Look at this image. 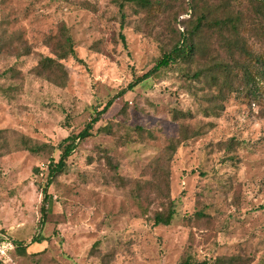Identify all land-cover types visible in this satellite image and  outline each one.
I'll return each mask as SVG.
<instances>
[{
	"label": "rangeland",
	"instance_id": "obj_1",
	"mask_svg": "<svg viewBox=\"0 0 264 264\" xmlns=\"http://www.w3.org/2000/svg\"><path fill=\"white\" fill-rule=\"evenodd\" d=\"M148 1L0 0V232L19 247L0 264H264V81L252 101L242 71L224 78L213 66L223 46L205 28L190 59L128 90L175 43L187 7ZM249 1L195 2L250 17ZM62 25L75 57L59 62L58 86L37 66L54 59ZM244 38L264 52L263 34ZM113 98L53 178L40 226L55 147ZM172 208L169 226L152 225Z\"/></svg>",
	"mask_w": 264,
	"mask_h": 264
},
{
	"label": "trees",
	"instance_id": "obj_2",
	"mask_svg": "<svg viewBox=\"0 0 264 264\" xmlns=\"http://www.w3.org/2000/svg\"><path fill=\"white\" fill-rule=\"evenodd\" d=\"M142 7H148L150 5L148 0H129ZM187 7L181 9L174 17L175 23L178 22L175 27L176 41L171 48L163 53L162 57L156 62L150 71L136 78L128 85V90L137 86L142 81L146 80L150 76L158 73L163 69H167L173 65H178L180 62H185L190 59L194 53V38L198 36L199 32L207 28L214 32L218 41L222 44L226 60L215 63L213 66L221 68L224 78H228L234 70L237 72H243V80L250 85L248 91L252 97V101H257L260 94V85L264 81V52L259 54L253 52L248 48L247 42L244 38L245 34L249 32L252 34V39H257L262 34L264 35V0H250V17H247L243 12H233L229 10L231 7L229 3L225 5H217L214 8L211 7L207 11L197 7V0H185ZM199 1V0H198ZM235 1V0H233ZM195 2V4H194ZM220 11V12H219ZM185 16L186 19L177 20L179 17ZM247 26V27H246ZM246 27V30H245ZM58 36L54 39L59 41L55 46H51L54 59L44 58L38 64V68L41 69L42 74H48L52 76L56 74L57 78L61 80L58 86H63L66 81V73L62 69L60 61L67 60L75 57V51L72 41L68 36V33L64 26L58 31ZM4 41V35L0 31V54L2 52ZM121 41L124 42L123 37ZM199 73H194L191 80L198 79ZM220 74L215 75L218 76ZM218 79V78H217ZM217 81V80H216ZM218 81H220L218 79ZM123 91L116 95L121 96ZM114 97V98H116ZM113 99L107 101L104 107L100 111H96L95 116L85 124L82 131L79 133H71L68 137L63 139L55 149L59 152L57 161L51 159L47 167V181L42 188L43 201L40 209L41 221L40 226L43 225L46 216L45 204L48 200L47 189L52 184L53 178L58 174L63 173L67 168V159L75 151L77 145L91 136L93 126L100 120V117L104 115L111 107ZM183 143V140H172L171 144L166 149V157L170 159L175 153L176 149ZM29 150L33 151L31 148ZM156 171L157 175H160V169ZM174 216V209H169L166 214H158L154 217L153 226H169ZM43 240L41 238H32L30 244H40ZM17 246V245H16ZM19 249L17 246L16 250ZM15 250V251H16ZM14 251V252H15ZM233 258L228 260V264H232ZM238 264L240 263L237 261ZM178 264H206L204 262L196 263L186 260L180 261ZM243 264V263H240Z\"/></svg>",
	"mask_w": 264,
	"mask_h": 264
},
{
	"label": "built area",
	"instance_id": "obj_3",
	"mask_svg": "<svg viewBox=\"0 0 264 264\" xmlns=\"http://www.w3.org/2000/svg\"><path fill=\"white\" fill-rule=\"evenodd\" d=\"M17 246L9 237L0 232V263L9 260L10 254L16 250Z\"/></svg>",
	"mask_w": 264,
	"mask_h": 264
}]
</instances>
